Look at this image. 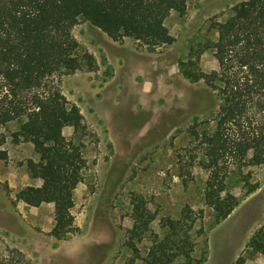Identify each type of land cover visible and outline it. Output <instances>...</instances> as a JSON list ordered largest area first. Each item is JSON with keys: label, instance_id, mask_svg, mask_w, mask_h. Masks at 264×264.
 I'll list each match as a JSON object with an SVG mask.
<instances>
[{"label": "rangeland", "instance_id": "374dc122", "mask_svg": "<svg viewBox=\"0 0 264 264\" xmlns=\"http://www.w3.org/2000/svg\"><path fill=\"white\" fill-rule=\"evenodd\" d=\"M243 1L188 0L183 16L172 14L165 22L175 43L152 51L129 38L113 42L88 23L74 27V38L98 66L92 73L63 76L59 84L87 127L82 137L86 169L72 211L79 232L57 241L48 235L52 205L28 209L12 204L15 192L9 179L27 174L26 161L35 156L30 144L13 143L21 121L12 122L0 126V151L6 154L0 160V252L16 249L31 264H127L133 258L127 233L137 204L156 215L151 230L159 239L166 232L160 226L163 219L179 220L186 208L195 215L203 211L191 232L192 264H235L240 257L244 264H264L258 253L262 246L249 244L264 224V165L229 176L227 189L240 205L215 228L213 212L203 200L208 173L195 165L192 179L179 178L181 150L190 141L187 130L213 112L216 101L203 83L185 80L178 64L195 41H215L210 22L224 21ZM200 68L216 71L211 53L201 56ZM72 133L71 128L63 130L67 140ZM252 186L256 192L246 196ZM148 239H134L141 256L151 246Z\"/></svg>", "mask_w": 264, "mask_h": 264}, {"label": "trees", "instance_id": "16d2710c", "mask_svg": "<svg viewBox=\"0 0 264 264\" xmlns=\"http://www.w3.org/2000/svg\"><path fill=\"white\" fill-rule=\"evenodd\" d=\"M187 1L0 0V126L21 121L13 143L32 146L37 161H26L27 174L42 181L38 188L19 191L12 204H51V238L65 241L79 232L72 213L74 192L86 169L82 137L87 127L80 110L63 95L60 78L98 68L94 56L74 38V27L88 23L113 42L129 38L152 51L175 43L165 22L172 14L183 16ZM208 29L216 34L215 41H195L178 64L185 80L203 83L216 101L214 111L187 130L190 141L181 150L179 178L192 179L195 165L208 173L203 200L213 212L215 228L240 205L227 189L229 176L264 165V0L239 3ZM205 53H211L216 71L201 70ZM65 128L73 130L69 140L63 136ZM0 160H6L5 152L0 151ZM256 190L249 187L245 194ZM202 215V210L195 215L186 208L179 220L163 219L160 226L166 232L159 239L151 230L156 215L133 205L126 243L133 258L127 264H175L178 259L192 264L191 232ZM147 236L151 246L141 256L134 239L142 242ZM249 244H260L258 253L264 259V224ZM0 264L31 262L20 251L6 248L0 252ZM235 264H244L243 257Z\"/></svg>", "mask_w": 264, "mask_h": 264}, {"label": "crops", "instance_id": "0c3cea01", "mask_svg": "<svg viewBox=\"0 0 264 264\" xmlns=\"http://www.w3.org/2000/svg\"><path fill=\"white\" fill-rule=\"evenodd\" d=\"M32 160L33 161H37L36 155L32 158ZM9 181H10L9 189L11 191L15 192V195L19 191L23 190L26 187H36V188H38V187H40L42 185V181L40 179L32 180V179H30L28 174H24V176L21 179L17 178L16 180L15 179L13 180L12 178H10ZM21 183L23 185H20ZM18 204H22L24 207H27L28 209H32L33 208V207H29V206L25 205L22 202H18ZM49 205H51V204H48V205L43 204L40 207L34 208V209H42V207L49 206Z\"/></svg>", "mask_w": 264, "mask_h": 264}]
</instances>
